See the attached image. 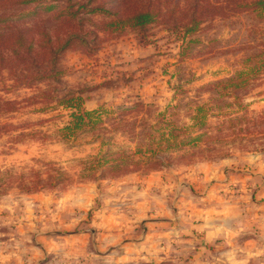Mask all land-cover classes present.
I'll list each match as a JSON object with an SVG mask.
<instances>
[{
  "label": "rangeland",
  "instance_id": "1",
  "mask_svg": "<svg viewBox=\"0 0 264 264\" xmlns=\"http://www.w3.org/2000/svg\"><path fill=\"white\" fill-rule=\"evenodd\" d=\"M177 1L179 8L188 3L166 0V7L161 6L162 20L160 17L143 33L96 31L94 45H72L56 63L58 78L15 87L11 75L0 71L2 185L15 184L12 189H19L16 183L31 187L55 184L51 190H42L56 193L55 199L76 183H93L99 189L108 172L102 156L130 154L136 146L156 143L158 129L169 124L185 129L178 133L180 139L199 136L200 141L172 152L169 159L167 153L147 155L145 158L152 160L146 165L162 162L165 166L170 160L177 164L217 162L241 154H264V17L250 12L223 16L225 11L219 8L230 0H200L216 7L208 30L212 41H204L178 62L180 44L170 26L171 20L181 16L172 13L168 17L167 13ZM118 2L109 0L104 7L115 10ZM86 11L82 9L79 23L92 31L105 16ZM47 24L54 25L50 19ZM88 38L91 42L94 36ZM205 48L217 50L219 55L203 54ZM254 66H259V71ZM235 80L241 82L237 89L231 85ZM71 93L87 98L84 109H102L98 117L90 118V126L74 129L71 111L56 103ZM131 102L138 106L127 111L115 108ZM168 105L171 111L158 118ZM197 106L204 110L198 113L200 123L193 126L189 117ZM17 151L22 158L9 159ZM133 162L138 164L128 166L129 172L145 161L135 156ZM81 221L87 223L89 215ZM37 255L33 264H73L59 254L39 261Z\"/></svg>",
  "mask_w": 264,
  "mask_h": 264
},
{
  "label": "crops",
  "instance_id": "2",
  "mask_svg": "<svg viewBox=\"0 0 264 264\" xmlns=\"http://www.w3.org/2000/svg\"><path fill=\"white\" fill-rule=\"evenodd\" d=\"M55 194L0 196V264H33L34 254L73 264H264V154L174 162Z\"/></svg>",
  "mask_w": 264,
  "mask_h": 264
},
{
  "label": "trees",
  "instance_id": "3",
  "mask_svg": "<svg viewBox=\"0 0 264 264\" xmlns=\"http://www.w3.org/2000/svg\"><path fill=\"white\" fill-rule=\"evenodd\" d=\"M46 1L0 0V71L6 70L11 75L15 87H31L44 80L58 78L59 72L56 70V63L59 58L77 42L86 48L90 45L89 43L94 45L96 31L111 34H119L125 29L138 33L145 32L150 25L158 23L160 17L162 20L161 6L166 7V0H118L119 6L115 10L104 7L109 0H99L97 4H94V2L98 0H85L83 2L64 0L61 4L46 3ZM187 1V5L185 4L182 8L178 7L179 2L177 1L175 7L167 10L168 17H171L172 13L181 16L171 20L170 26V30L175 34V40L180 44L179 51L176 54L178 62L183 61L185 56L193 52L196 46L202 45L204 41H212L208 30L212 27L211 22L216 17L214 12L216 7L213 4L206 1L203 3L200 0ZM230 2L219 8L225 11L223 16L230 17L240 12H250L259 18L264 17V0H230ZM82 9H86L85 13L90 15L102 14L105 19L99 23V27L93 29L94 31L84 29L79 23L81 20L79 15L82 14ZM50 10L52 11L50 12ZM49 12V16L45 18ZM207 14H210V16ZM49 19L54 25L47 24ZM76 19L78 20L75 21ZM91 35L94 38L91 42H88V37ZM203 54L218 56L219 52L205 48ZM253 69L259 71V66H254ZM55 80L58 81V79ZM231 83L235 89L239 88L241 84L236 80ZM40 99L44 101L41 97ZM86 100L87 98L74 93L57 99L56 103L58 105H62L71 111L70 116L73 118L71 124L74 129L90 126L92 124L90 118L95 115H97L95 117H98L99 112L102 111L101 108L84 109ZM131 103L132 105H120L115 108L127 111L138 106V102H136L137 104H133L135 102ZM170 108L171 105L166 106L162 113L157 114L158 118L164 116V112L171 111ZM203 110L202 106H197L194 109L195 114L189 117L193 121V126L200 123L199 119L201 117L198 116V113ZM170 125H166L164 130L158 129L160 134L159 137L157 136L158 141L156 143L136 146L135 151L130 154L124 152V155L121 153L110 157L102 156L103 164L108 170L105 177L114 178L129 172L128 166L134 167L138 164L133 162L135 156H139L145 161L141 164L143 166L138 165L136 167L138 169H135V171L146 173L154 169L167 167L175 161L170 160L165 166L162 162L150 166L151 164H146L150 163L152 159L145 157L147 155L161 156L167 153L169 159L172 152L184 151L187 147L195 146L197 141H200L199 136L180 139L177 135L185 129L173 128ZM155 163L157 162L155 161ZM146 167L149 168V171L141 169ZM0 184V196L7 193L15 185L6 186L2 185V182ZM16 186L21 193L30 194L45 189L51 190L55 187V184H37L31 187L16 183Z\"/></svg>",
  "mask_w": 264,
  "mask_h": 264
}]
</instances>
